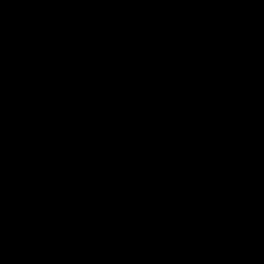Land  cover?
Here are the masks:
<instances>
[{
    "label": "water",
    "instance_id": "obj_1",
    "mask_svg": "<svg viewBox=\"0 0 264 264\" xmlns=\"http://www.w3.org/2000/svg\"><path fill=\"white\" fill-rule=\"evenodd\" d=\"M0 264H264V0H0Z\"/></svg>",
    "mask_w": 264,
    "mask_h": 264
}]
</instances>
